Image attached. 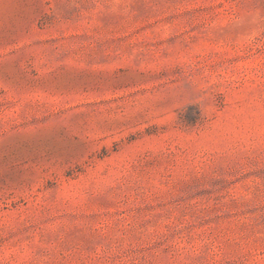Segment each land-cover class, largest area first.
<instances>
[{
	"label": "rangeland",
	"instance_id": "1",
	"mask_svg": "<svg viewBox=\"0 0 264 264\" xmlns=\"http://www.w3.org/2000/svg\"><path fill=\"white\" fill-rule=\"evenodd\" d=\"M0 264H264V0H0Z\"/></svg>",
	"mask_w": 264,
	"mask_h": 264
}]
</instances>
